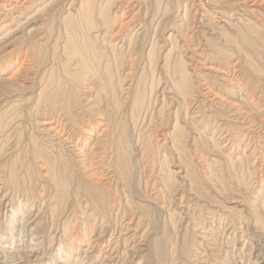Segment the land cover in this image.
<instances>
[{
	"label": "rangeland",
	"instance_id": "rangeland-1",
	"mask_svg": "<svg viewBox=\"0 0 264 264\" xmlns=\"http://www.w3.org/2000/svg\"><path fill=\"white\" fill-rule=\"evenodd\" d=\"M51 1L0 15V37L13 44L2 70L11 75L17 59L27 68L0 85V231L21 199L43 217L48 258L60 245L70 246L71 263L90 253L93 264H264L260 5L115 0L108 26L91 33L100 70L72 78L62 34L67 20L83 33L79 1ZM42 88L56 105L38 101ZM139 95L145 107L133 119ZM43 121L54 131L43 132Z\"/></svg>",
	"mask_w": 264,
	"mask_h": 264
},
{
	"label": "bare ground",
	"instance_id": "bare-ground-1",
	"mask_svg": "<svg viewBox=\"0 0 264 264\" xmlns=\"http://www.w3.org/2000/svg\"><path fill=\"white\" fill-rule=\"evenodd\" d=\"M22 0H2L0 1V15H2V11H7V14H10L11 12H15L14 10H18L16 8L22 7L25 5V3L27 2V0H24V2H21ZM57 2V0H52L51 2H49L50 4L53 5L54 2ZM64 1V0H63ZM79 4L78 7L75 9V14L76 18L78 21V23L81 25V27L83 28V33L79 36L77 34V30H75L74 25L72 24L73 22L76 23V21L74 20L73 17V22H71L70 20H67L65 22V34H62L66 37L65 41V46L62 49L63 53L67 56V59L69 62H71L72 60H75V66L72 69L71 72V77L72 78H79L78 75H86L87 73H91V72H98L101 68V55L100 53H97L96 49L94 48L92 42H91V33L96 29V33L97 34V29L99 28V26L101 27L102 25H107L109 24V21H111L110 18V6L115 4V0H78ZM242 0H236L237 5H240L242 2ZM252 2V4L250 3V5H260V9H261V13L264 14V0H250ZM21 2V4H20ZM142 2V1H141ZM14 3L15 6L13 5ZM155 3V2H154ZM245 3V2H244ZM158 4V3H157ZM232 4V3H231ZM243 4V3H242ZM49 5V4H48ZM145 5V4H144ZM196 5V4H195ZM50 6V5H49ZM46 7V6H45ZM54 7V6H53ZM129 7V6H128ZM219 7V6H218ZM24 9V8H23ZM49 9V8H48ZM50 10V9H49ZM70 10V9H69ZM72 10V9H71ZM159 10V9H158ZM219 10V9H218ZM254 10V9H253ZM255 11V10H254ZM257 11V10H256ZM255 11V12H256ZM17 12V11H16ZM47 12V11H46ZM68 12V11H67ZM21 13V12H19ZM18 13V14H19ZM69 13V12H68ZM71 13V12H70ZM115 13V12H114ZM112 14L115 15V14ZM257 13H259L257 11ZM5 14V13H4ZM124 14V12L122 13ZM260 14V13H259ZM12 15V13H11ZM7 16V15H6ZM5 16V17H6ZM48 16V15H47ZM16 17V15L14 16ZM19 17V16H18ZM72 17V16H71ZM63 18V17H62ZM70 18V17H69ZM113 18V17H112ZM261 18V17H260ZM1 19V18H0ZM115 19V18H114ZM164 19L163 16H157V26L158 24L161 22V20ZM5 20H7V18H5ZM13 20V18H12ZM50 21V19H48ZM62 20V19H61ZM114 21V20H113ZM163 21V20H162ZM1 22H3L1 20ZM46 22V21H45ZM53 22V21H52ZM52 23H50L51 25ZM62 24V23H61ZM111 24V23H110ZM1 25V24H0ZM27 25V24H26ZM49 25V26H50ZM60 25V24H59ZM77 25V24H76ZM122 25V24H121ZM61 26V25H60ZM108 26V25H107ZM110 26V25H109ZM146 26V25H145ZM156 26V25H155ZM156 26V27H157ZM0 27H4V26H0ZM43 27V25H42ZM47 27V26H46ZM59 27V26H58ZM77 27V26H76ZM80 27V26H79ZM35 28V27H34ZM44 28V27H43ZM42 28V29H43ZM49 28V27H48ZM48 28L46 31H48ZM52 28V27H51ZM63 28V27H62ZM104 28V27H103ZM121 28V27H120ZM22 29V28H21ZM157 29V28H156ZM5 30V29H4ZM141 30V28H140ZM143 30V29H142ZM19 31V30H18ZM41 31V30H40ZM82 31V30H81ZM155 31V30H154ZM31 32V31H30ZM60 32V30H59ZM64 32V31H63ZM143 32V31H140ZM140 32H136L137 34ZM14 33V32H13ZM62 33V32H61ZM99 33V32H98ZM102 33V32H101ZM148 33V32H147ZM6 34V33H5ZM28 34V33H27ZM31 34V33H30ZM45 34V33H44ZM103 34V33H102ZM138 34V35H139ZM10 35V34H8ZM25 35V34H24ZM42 35V34H41ZM104 35V34H103ZM117 35V34H116ZM155 35V34H154ZM21 36V35H20ZM29 36V35H28ZM105 36V35H104ZM171 36V35H170ZM169 36V37H170ZM9 37V36H8ZM18 37V36H17ZM51 37V36H50ZM49 37V38H50ZM61 37V36H60ZM203 37V36H202ZM12 38V37H11ZM16 38V37H15ZM33 38V37H31ZM52 38V37H51ZM55 38V37H54ZM53 38V40H54ZM94 38V36H93ZM19 39V38H18ZM17 39V40H18ZM45 39V38H44ZM97 39V38H94ZM14 40V38H13ZM25 40V39H23ZM22 40V41H23ZM31 40V39H30ZM12 40L7 41V39L4 37H0V50L1 51H6V53L4 52V54H2L0 56V59H4L8 56V54L13 53V44L11 42ZM34 42V40H32ZM59 41L58 38H56V42ZM61 41V40H60ZM20 42V41H19ZM101 42V41H100ZM22 43V42H21ZM20 43V44H21ZM53 43V42H52ZM26 44V43H25ZM23 43V45H25ZM45 44V43H44ZM56 44V43H55ZM54 44V46H55ZM154 44V43H153ZM15 45V44H14ZM22 45V44H21ZM60 45V44H59ZM57 46V45H56ZM63 46V44H62ZM61 46V47H62ZM26 47V46H25ZM29 47V46H28ZM50 47V46H49ZM99 47V46H97ZM108 47V46H107ZM58 48V46H57ZM102 48V47H100ZM106 48V47H105ZM104 48V49H105ZM109 48V47H108ZM15 49V48H14ZM28 49V48H27ZM30 49V48H29ZM151 49V48H150ZM152 50V49H151ZM149 52V55L154 54V50ZM105 51V50H104ZM16 52V51H15ZM34 52V51H33ZM102 52V51H101ZM59 53V52H58ZM28 54V53H27ZM105 54V53H104ZM12 55V54H11ZM59 55V54H58ZM64 55V58H66ZM63 57V56H61ZM30 58V57H29ZM53 59V58H52ZM62 59V58H60ZM10 60V59H9ZM104 60V59H103ZM134 60V58H133ZM192 60V59H191ZM12 61V60H11ZM19 60L17 59V61H15L13 63V67L15 69V71L11 74V75H6L5 72L2 70L3 68L0 66V85L1 86H12V84H14L16 82V78L21 76V74L27 71L25 68L26 64L24 62L19 63ZM1 62V61H0ZM26 62V61H25ZM33 62V61H31ZM12 63V62H11ZM19 64V65H18ZM68 64V62H67ZM132 64V63H131ZM5 65V64H4ZM7 65V64H6ZM5 65V66H6ZM65 65V63H64ZM103 65V63H102ZM68 66V65H66ZM12 67V66H10ZM69 68V67H68ZM103 68V67H102ZM32 69V68H31ZM35 69V68H34ZM38 69V68H37ZM71 69V67L69 68ZM69 69H65V70H69ZM208 69V68H207ZM5 70V69H4ZM53 71V69H52ZM184 71V68H183ZM101 72V71H100ZM219 72V71H218ZM66 73V72H65ZM102 73V72H101ZM185 73V72H184ZM68 74V73H67ZM92 74V73H91ZM98 74V73H97ZM174 74V73H173ZM52 74H50L51 76ZM43 76V75H42ZM49 76V77H50ZM54 77V76H53ZM70 79V78H69ZM102 79V78H101ZM178 79V78H177ZM33 80V79H32ZM186 79H184L183 76L179 77V80L175 82V85L179 88V86L184 87L186 81ZM175 81V80H174ZM52 81H50L51 83ZM58 82V81H57ZM65 82V81H64ZM101 83V82H100ZM23 84V83H22ZM54 84V83H53ZM37 85V84H36ZM52 85V83L50 84ZM108 85V84H107ZM45 86V84H44ZM43 86V87H44ZM50 87V86H49ZM59 87V86H57ZM9 88V87H8ZM52 88V87H51ZM100 91H104L106 90V85L102 84L101 87H99ZM110 88V87H109ZM112 88V87H111ZM10 89V88H9ZM15 90V89H14ZM54 90V89H52ZM10 91V90H9ZM99 91V92H100ZM184 91V90H183ZM8 92V91H7ZM15 92V91H14ZM152 92V91H151ZM181 92V91H180ZM5 93V92H4ZM13 93V92H12ZM17 93V92H16ZM135 93V92H134ZM9 94V93H8ZM36 94V93H35ZM11 95V94H10ZM13 95H15L13 93ZM146 95V94H145ZM145 95H139V97L137 96L136 101H134L132 104L135 105L136 108V112H132V116L133 119L137 118L141 115L142 113V108L145 104V100L147 97H145ZM149 95V94H148ZM249 95V94H248ZM12 96V95H11ZM60 96V95H59ZM165 96V95H164ZM180 96V95H179ZM9 97V96H8ZM36 97V95H35ZM106 97V95H105ZM62 98V97H61ZM181 98V97H180ZM1 99V98H0ZM15 99V98H14ZM37 99L38 101L42 100V99H46L50 102V104L54 105L56 103V100L54 99V94L53 91H49L45 88H42L38 94H37ZM182 99V98H181ZM187 99V98H186ZM7 100V99H6ZM9 100V98H8ZM7 100V101H8ZM63 100V99H62ZM159 100V99H158ZM5 101V100H4ZM47 101V102H48ZM131 101V100H130ZM260 101V100H259ZM2 102V101H1ZM6 102V101H5ZM186 102V101H185ZM188 102V101H187ZM8 105V102H6ZM11 103V102H10ZM37 103V102H36ZM17 104V102H16ZM34 104V103H33ZM57 104V103H56ZM55 104V105H56ZM187 104V103H185ZM1 105V104H0ZM38 105V104H37ZM51 106V105H50ZM119 106V105H118ZM4 107V106H3ZM10 107V106H8ZM16 107V105H15ZM54 107V106H53ZM61 107V106H59ZM145 107V106H144ZM57 108V107H55ZM168 108V107H167ZM8 109V108H7ZM50 109V108H49ZM14 110V109H13ZM57 110V109H56ZM55 110V111H56ZM145 110V109H144ZM8 111V110H7ZM135 111V110H134ZM12 112V111H11ZM145 112V111H144ZM9 112H6V114ZM130 113V112H129ZM46 114V113H45ZM58 115V114H57ZM4 117V116H3ZM12 116H10L9 118H11ZM150 118V117H149ZM102 119V118H101ZM49 120V119H48ZM137 120V119H136ZM4 121V120H3ZM262 121V120H261ZM42 123V122H41ZM178 123V122H177ZM3 124V123H2ZM132 124V123H131ZM22 125V124H21ZM43 128L42 131L45 132L46 134L54 131V126L52 124L51 121H43L42 123ZM28 127V126H27ZM41 128V127H40ZM112 129V128H111ZM58 130V129H56ZM105 130V129H104ZM110 131V129H109ZM139 131V130H138ZM174 131V130H173ZM60 132V131H59ZM44 133V134H45ZM58 133V132H57ZM68 135V134H67ZM47 136V135H46ZM56 136V135H55ZM54 136V137H55ZM53 138V137H52ZM67 140V139H66ZM138 140V139H137ZM98 142V141H97ZM256 144V143H255ZM258 146V145H257ZM252 152V151H251ZM48 163V162H47ZM11 167V166H10ZM14 168V167H13ZM16 170V169H15ZM120 176L121 178L126 179V176L128 174V171L126 169V167H124ZM14 171V170H13ZM49 171V170H48ZM53 171V170H52ZM49 174V173H48ZM3 175V174H2ZM14 176V175H13ZM45 176V175H44ZM50 176V174H49ZM119 176V177H120ZM47 177V175H46ZM111 177V176H110ZM49 178V177H48ZM9 179V178H8ZM54 179V178H53ZM11 180V179H10ZM123 180V179H122ZM12 181V180H11ZM55 182V181H54ZM55 186L57 185V182H55ZM12 186V185H11ZM14 186V185H13ZM16 186V185H15ZM54 186V187H55ZM59 186L60 182H59ZM17 187V186H16ZM15 187V188H16ZM29 187V186H28ZM56 188V187H55ZM63 188V187H62ZM58 191V190H57ZM60 192V191H59ZM62 192V191H61ZM56 194V193H55ZM54 194V195H55ZM59 200L62 201V196L61 195H57ZM6 196H0V205L3 201V199ZM58 200V201H59ZM65 200V199H64ZM63 203V202H62ZM60 204V203H59ZM56 207V206H54ZM263 210V209H262ZM264 212V211H263ZM40 212L36 213L34 208L31 206L29 207L27 203H23L22 200L20 199L19 204L17 205L16 209L12 210L11 213L9 214L8 217H6V219H4L3 222V226L5 228L4 231H0V264H58V263H63V264H93L94 262H92L89 259V254L88 255H84V260H82V262H80V257L77 256V259L73 261V263L70 262V260H72V252L69 250L70 246L68 248H64L63 246H58L56 248H53L54 251H51V253H53V258H48V254L45 251V249L43 248V243H44V236L41 234L40 232V224H41V216L39 215ZM133 216V215H131ZM46 218V217H45ZM196 219V218H195ZM57 231V230H56ZM65 231V230H64ZM209 232V231H208ZM55 235H52V238H54ZM75 237V234H74ZM99 237H101V234L99 235ZM98 237V238H99ZM213 237V236H212ZM98 238H94L95 240H97ZM46 239V238H45ZM59 240V239H58ZM86 240V239H85ZM93 240V241H95ZM74 241V239L72 240ZM92 240L90 239V242ZM52 242V241H51ZM93 243V242H92ZM90 244V243H89ZM73 244H71L72 246ZM93 245V244H92ZM43 246V247H42ZM51 247V246H50ZM77 247V246H76ZM75 246L73 248H76ZM88 247V245H87ZM90 247V246H89ZM253 247V246H252ZM78 249V247H77ZM43 250V251H42ZM47 250V249H46ZM242 250V249H241ZM57 252V253H56ZM71 253V254H70ZM76 253V252H75ZM85 253L87 254V251L85 250ZM77 254V253H76ZM101 254V253H100ZM105 255V254H104ZM55 256V257H54ZM75 257V256H74ZM73 257V258H74ZM106 257V256H105ZM233 257V256H232ZM110 258V256H109ZM116 258V257H115ZM258 258V257H257ZM99 259V258H98ZM233 259V258H232ZM107 260V259H106ZM110 260V259H108ZM107 260V261H108ZM56 261V262H55ZM100 261V260H99ZM125 261V260H124ZM69 262V263H68ZM98 262V261H97ZM112 262V260L110 261ZM119 264V261L117 262ZM127 263V262H126ZM98 264H108L106 261H101V263ZM125 264V262H124ZM263 264V263H262Z\"/></svg>",
	"mask_w": 264,
	"mask_h": 264
}]
</instances>
